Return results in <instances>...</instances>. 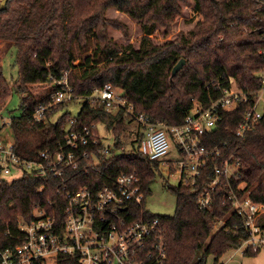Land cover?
<instances>
[{
    "label": "trees",
    "instance_id": "trees-1",
    "mask_svg": "<svg viewBox=\"0 0 264 264\" xmlns=\"http://www.w3.org/2000/svg\"><path fill=\"white\" fill-rule=\"evenodd\" d=\"M189 5L199 17L194 25L154 43L152 32L169 31ZM109 9L139 23V47H123L110 36V28L127 35L128 25L107 16ZM0 40L17 48L14 87L4 77L0 51V107L13 88L21 93L22 112L11 117L10 128L14 151L27 160H37L41 151L54 149L68 130L84 125L101 124L120 142L122 138L129 144L137 141L138 123L132 138L128 126L133 119L120 109L108 111L88 98L104 83L121 88L127 103L151 121L174 125L183 122L195 103L206 107L217 99L233 79L246 100L241 98L234 108L222 110L221 122L211 131L208 143H226L221 147L223 155L233 153L240 162L234 185L244 182L240 192L248 191L255 202L264 204V106L258 122L242 137L235 135L242 114L264 88V0H7L0 9ZM180 59L184 64L172 75ZM65 72L77 98L48 109L47 122L33 119L38 103H46L53 92L65 88L55 82ZM42 84L54 89L43 97L31 93L30 86ZM78 98L84 103L73 116L66 107ZM61 109L64 111L51 121ZM72 118L76 120L71 125ZM30 132L38 143L28 140ZM152 165L157 161L131 146L101 160L87 174L74 171L67 182L70 190L99 187L119 173L136 171L146 194L154 175ZM170 189L177 195L175 212L153 215L166 235V256L161 264H206L208 254L217 261L248 237L243 217L229 200L218 197L210 210L203 211L189 186ZM62 193L59 179L51 175L34 176L24 170L20 178L8 182L0 173V244H16L19 221L29 220L36 205L50 209L48 201L62 199ZM260 227L264 230V213ZM243 253L257 252L246 249Z\"/></svg>",
    "mask_w": 264,
    "mask_h": 264
},
{
    "label": "built area",
    "instance_id": "built-area-1",
    "mask_svg": "<svg viewBox=\"0 0 264 264\" xmlns=\"http://www.w3.org/2000/svg\"><path fill=\"white\" fill-rule=\"evenodd\" d=\"M67 76L65 72L55 81L64 85V89L53 92L46 103L36 105L33 119L45 122L48 109L77 98ZM261 92L264 93V88ZM242 96L239 88L230 86L206 107L195 103L183 122L174 125L151 121L128 104L125 92L111 83L94 89L88 98L99 101L108 111L120 109L138 123L140 137L131 146L150 160L164 163L171 150V139L177 158L166 162L169 175H175L178 185L191 188L203 211L210 210L218 197L229 200L232 209L243 217L244 228L249 233L241 245L256 253L264 249V230L260 227L264 204L255 202L248 191L240 192L244 182L234 185L240 175V162L233 153L223 155L221 147L226 143H208L211 131L221 122L222 110L234 108L241 98L246 100ZM257 103L256 98L253 106L242 114L236 136L242 137L260 119L262 110H258ZM75 120L72 118L70 124ZM10 123L11 118L0 116V131ZM100 127L101 124H93L68 130L54 149L41 151L37 160L21 158L14 151L13 142L3 144L0 138L1 175L10 174L12 166L34 176L51 175L59 179L63 192L62 199L48 201L50 209L36 205L29 220L19 221L18 242L0 244V264L162 263L166 256V235L159 218L147 215L142 207L145 193L136 171L119 173L99 187L69 189L67 181L71 173L87 174L101 160L125 150V143L111 129L102 134Z\"/></svg>",
    "mask_w": 264,
    "mask_h": 264
},
{
    "label": "rangeland",
    "instance_id": "rangeland-1",
    "mask_svg": "<svg viewBox=\"0 0 264 264\" xmlns=\"http://www.w3.org/2000/svg\"><path fill=\"white\" fill-rule=\"evenodd\" d=\"M191 7V5L184 7L182 14L176 18L174 25L169 31L165 32L162 29H159V31H153L151 34L153 42L162 43L165 40L174 37L179 31L187 32L194 25L195 21L199 19L198 15L192 11ZM107 16L117 17L123 22H126L128 25L127 35H124L119 30H114L111 28L108 30L110 36H112L118 44L123 47H125L126 45H133L135 48L139 47L142 30L137 21L130 19L125 14L122 15L121 13L110 9L107 12ZM0 51L4 77L8 81V83H10L12 87H14V83L18 80V67L15 60L17 55V48L12 42H5L0 40ZM262 76L264 77V72L262 73ZM231 80V87L234 89H238L235 81L233 79ZM53 89L54 88L50 84L30 86L31 93H34V95H36L37 97H43ZM257 99V108L258 110H262L264 106V93L259 91L257 93ZM20 103L21 93L13 88V91L5 104L1 105L0 107V116L4 117L7 120L11 117L20 116L22 112ZM83 103L84 99L78 98L69 103L66 108L69 109L71 114L74 116L79 113ZM63 111L64 109H61L56 112L50 118V120H56ZM45 122H47V120ZM103 126L101 125L100 131L102 134H106L107 132L105 131H108V129ZM136 129V122H132L131 125L128 126V131L132 138L135 134ZM26 136L32 143H38V140L35 137L34 133L30 132ZM0 138L3 144L13 142V135L10 126L5 125L1 129ZM122 142L125 143L126 150L131 148V144H129L123 138ZM170 144L171 150L165 156V162H157V165H152L154 175L152 180L147 184V193L145 194V199L143 202L146 211L151 215H172L177 207V195L170 188L178 186L179 182L175 175H169L170 170L166 164V162L177 158L176 147L171 139ZM23 172V168L12 166L11 173L2 175V177L8 182H12L13 180L20 178L23 175ZM218 225L216 226V229L218 228ZM203 250L204 248L200 251L199 255L203 253ZM244 250V245L236 248H231L223 253L217 261H215L214 255L208 254L206 255V264H264V249L253 255L244 254Z\"/></svg>",
    "mask_w": 264,
    "mask_h": 264
},
{
    "label": "water",
    "instance_id": "water-1",
    "mask_svg": "<svg viewBox=\"0 0 264 264\" xmlns=\"http://www.w3.org/2000/svg\"><path fill=\"white\" fill-rule=\"evenodd\" d=\"M6 1L7 0H1L0 1V9H2L4 7ZM183 64H184V59H180L177 62V64L173 67V69H172V75H174L183 66Z\"/></svg>",
    "mask_w": 264,
    "mask_h": 264
}]
</instances>
